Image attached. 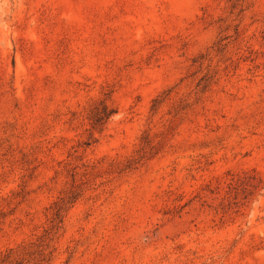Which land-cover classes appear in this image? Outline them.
Listing matches in <instances>:
<instances>
[{"label": "rangeland", "instance_id": "rangeland-1", "mask_svg": "<svg viewBox=\"0 0 264 264\" xmlns=\"http://www.w3.org/2000/svg\"><path fill=\"white\" fill-rule=\"evenodd\" d=\"M0 264H264V0L0 3Z\"/></svg>", "mask_w": 264, "mask_h": 264}, {"label": "trees", "instance_id": "trees-1", "mask_svg": "<svg viewBox=\"0 0 264 264\" xmlns=\"http://www.w3.org/2000/svg\"><path fill=\"white\" fill-rule=\"evenodd\" d=\"M112 112V109H110L104 101H99V103L92 108L90 113L89 120L92 127L95 129H100L105 121L112 115ZM66 198L67 199H60V201L57 202L55 210L56 217L60 214L64 205L70 201V196Z\"/></svg>", "mask_w": 264, "mask_h": 264}, {"label": "clouds", "instance_id": "clouds-1", "mask_svg": "<svg viewBox=\"0 0 264 264\" xmlns=\"http://www.w3.org/2000/svg\"><path fill=\"white\" fill-rule=\"evenodd\" d=\"M0 3H7V0H0Z\"/></svg>", "mask_w": 264, "mask_h": 264}]
</instances>
